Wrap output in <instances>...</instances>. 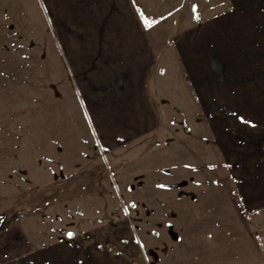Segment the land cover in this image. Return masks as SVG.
Returning <instances> with one entry per match:
<instances>
[{
    "label": "crops",
    "instance_id": "obj_1",
    "mask_svg": "<svg viewBox=\"0 0 264 264\" xmlns=\"http://www.w3.org/2000/svg\"><path fill=\"white\" fill-rule=\"evenodd\" d=\"M34 1L105 149L177 140L161 152L176 149L172 169L185 172L151 187L177 234L160 264H264V139H232L264 126V0H198L197 16L176 19L163 0ZM189 138L223 168H186Z\"/></svg>",
    "mask_w": 264,
    "mask_h": 264
},
{
    "label": "rangeland",
    "instance_id": "obj_2",
    "mask_svg": "<svg viewBox=\"0 0 264 264\" xmlns=\"http://www.w3.org/2000/svg\"><path fill=\"white\" fill-rule=\"evenodd\" d=\"M164 2L171 19L199 10L198 0ZM46 23L34 0H0V264H63L64 249L69 264L173 259L175 225L167 222L171 213L161 206V192L151 187L185 172L172 169L176 149L163 160L161 151L177 140L105 149L50 47ZM232 130V139L241 133L264 139V126ZM191 138L186 168H223L218 149L193 147Z\"/></svg>",
    "mask_w": 264,
    "mask_h": 264
},
{
    "label": "snow or ice",
    "instance_id": "obj_3",
    "mask_svg": "<svg viewBox=\"0 0 264 264\" xmlns=\"http://www.w3.org/2000/svg\"><path fill=\"white\" fill-rule=\"evenodd\" d=\"M152 23H155V22H154V21H153V22H149V21L147 20V18H145V26H146V27H150ZM161 187H162V186H161Z\"/></svg>",
    "mask_w": 264,
    "mask_h": 264
}]
</instances>
